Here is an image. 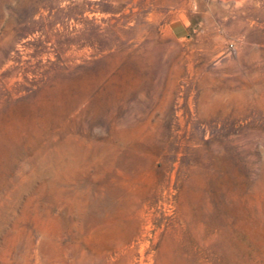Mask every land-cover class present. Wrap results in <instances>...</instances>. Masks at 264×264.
Here are the masks:
<instances>
[{"label": "rangeland", "instance_id": "1", "mask_svg": "<svg viewBox=\"0 0 264 264\" xmlns=\"http://www.w3.org/2000/svg\"><path fill=\"white\" fill-rule=\"evenodd\" d=\"M0 264H264V0H0Z\"/></svg>", "mask_w": 264, "mask_h": 264}]
</instances>
